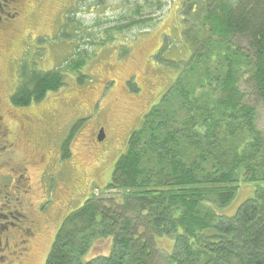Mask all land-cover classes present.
I'll use <instances>...</instances> for the list:
<instances>
[{"label": "trees", "instance_id": "1", "mask_svg": "<svg viewBox=\"0 0 264 264\" xmlns=\"http://www.w3.org/2000/svg\"><path fill=\"white\" fill-rule=\"evenodd\" d=\"M184 6L191 58L130 137L102 196L63 220L45 264H264V190L234 217L216 212L232 204L241 178L264 183V135L238 83L245 71L264 103V0H185ZM21 74L11 98L20 109L65 85L60 69ZM116 190L121 198L103 196ZM165 238L174 243L162 256ZM108 239L110 254L85 260L97 240Z\"/></svg>", "mask_w": 264, "mask_h": 264}, {"label": "rangeland", "instance_id": "2", "mask_svg": "<svg viewBox=\"0 0 264 264\" xmlns=\"http://www.w3.org/2000/svg\"><path fill=\"white\" fill-rule=\"evenodd\" d=\"M183 3L24 0L12 23L13 33L0 32V207L5 209L12 198L13 205L34 222L25 236L9 238L10 249L3 242L0 260L6 256L5 264L10 260L21 264L17 259L26 245H31V253L21 258L22 264H45L63 220L86 200L102 196L116 163L126 155L130 137L142 128L146 114L191 58V48L183 39ZM138 20L140 25L133 24ZM234 43L249 47L242 38L235 37ZM57 69L65 75V85L57 93L26 109L13 106L11 98L23 71L30 76ZM244 72L238 76L244 104L255 109L254 124L264 135V103L248 85L247 75L242 77ZM101 131L105 132L102 142ZM4 132L9 144L3 140ZM9 150L7 161L4 154ZM241 179L232 204L215 206L217 214L236 216L241 205L264 190V183ZM25 184L31 190L28 195L23 192ZM103 196L122 197L117 190ZM26 221L20 217V222ZM173 243L163 239L162 256ZM112 244L111 239L97 240L85 260L107 256Z\"/></svg>", "mask_w": 264, "mask_h": 264}, {"label": "flooded vegetation", "instance_id": "3", "mask_svg": "<svg viewBox=\"0 0 264 264\" xmlns=\"http://www.w3.org/2000/svg\"><path fill=\"white\" fill-rule=\"evenodd\" d=\"M24 0H0V32H3L4 34L9 33V35H11V33H13L12 31L13 29V21L15 22V20L19 17V13H18V9L21 6V3ZM13 11V12H12ZM17 17V18H16ZM6 132H4L3 136L5 141L9 142V139L6 136ZM6 148H9L7 145L5 146ZM4 150V148H3ZM26 172H25V176H26ZM6 177V176H5ZM6 183H8L7 177H6ZM11 185V184H10ZM8 186V184H7ZM7 186L5 187V191L6 194L8 196V191H7ZM13 185L10 186V189H12ZM15 188V186H14ZM23 192L25 193L24 195H28L31 190H29V187L27 186V184H25L23 186ZM10 196H12L10 194ZM13 197V196H12ZM18 200H16L17 202ZM13 201L12 198H8L7 203L4 204L5 205V209L4 207H0V251L4 250L3 247V242L5 241L4 245H7L8 248H11V245L9 247V238L11 240L15 239H20V237L23 235L25 236L27 233V231H30V229L32 228V224H34V222H30L28 221L29 218L26 215V213L22 212V209H19L18 207H15V205H13ZM0 206H3L2 204H0ZM46 203H43V208L45 209ZM42 210V209H39ZM43 211V210H42ZM44 212V211H43ZM20 217H24L25 220H27V224L25 222H20ZM16 222L20 223L17 224ZM28 224H30V228L28 227ZM37 226V225H36ZM34 228V227H33ZM14 229V230H13ZM11 236H10V235ZM3 238H5L3 240ZM14 241V240H13ZM26 243L30 241H25ZM15 243V242H14ZM24 251V253H23ZM22 253L19 255L18 259H17V263H21V258L22 260L24 258H26V256H30L29 254L31 253V245H26L25 249H23ZM4 258V259H3ZM5 258L6 256H3L2 259L0 260V262L2 264H5ZM0 263V264H1ZM7 264H13V261H8ZM15 264V261H14Z\"/></svg>", "mask_w": 264, "mask_h": 264}, {"label": "water", "instance_id": "4", "mask_svg": "<svg viewBox=\"0 0 264 264\" xmlns=\"http://www.w3.org/2000/svg\"><path fill=\"white\" fill-rule=\"evenodd\" d=\"M104 137H105V132L104 131H101V135H100V137H99V141H103V139H104Z\"/></svg>", "mask_w": 264, "mask_h": 264}]
</instances>
